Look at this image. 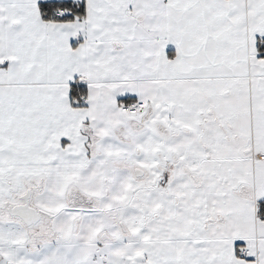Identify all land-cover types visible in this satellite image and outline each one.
<instances>
[{
	"label": "snow or ice",
	"instance_id": "obj_1",
	"mask_svg": "<svg viewBox=\"0 0 264 264\" xmlns=\"http://www.w3.org/2000/svg\"><path fill=\"white\" fill-rule=\"evenodd\" d=\"M0 264H264V0H0Z\"/></svg>",
	"mask_w": 264,
	"mask_h": 264
}]
</instances>
